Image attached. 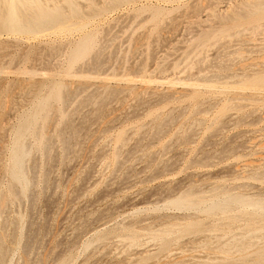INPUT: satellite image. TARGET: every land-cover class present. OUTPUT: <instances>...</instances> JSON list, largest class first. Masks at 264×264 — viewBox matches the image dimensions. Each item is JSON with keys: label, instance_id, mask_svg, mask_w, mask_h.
<instances>
[{"label": "rangeland", "instance_id": "374dc122", "mask_svg": "<svg viewBox=\"0 0 264 264\" xmlns=\"http://www.w3.org/2000/svg\"><path fill=\"white\" fill-rule=\"evenodd\" d=\"M57 1L67 6L44 3ZM254 1L264 7L107 0V10L91 13L106 0H75L81 15L38 36L0 34L10 44L0 42V233L7 228L8 245L13 238L10 256L30 264H242L264 250V214L252 207L209 213L174 204L190 190L205 202L227 193L264 203V85H253L264 77V8L234 14ZM88 35L90 49L73 62L71 49ZM24 123L25 190L10 156ZM194 221L202 230H186ZM165 225L172 231L162 233ZM236 240L248 242L244 256L222 250Z\"/></svg>", "mask_w": 264, "mask_h": 264}, {"label": "bare ground", "instance_id": "6f19581e", "mask_svg": "<svg viewBox=\"0 0 264 264\" xmlns=\"http://www.w3.org/2000/svg\"><path fill=\"white\" fill-rule=\"evenodd\" d=\"M45 1V0H44ZM43 0H0V34L2 33H13V34H20V35H36L38 36L39 34L42 33V31H45L46 29L48 30V28H50L51 26H54L56 24H58L59 20L62 19L63 16L67 17V18H71L73 17L74 15H77V14H80L81 13V9L76 5V2L75 0H64L66 5H59V3L61 4V2H58L56 5H52L54 3H52L50 6L49 4H46L44 3ZM53 1V0H52ZM50 0V2H52ZM56 1V0H54ZM78 1V0H77ZM113 1H120V0H113ZM126 1V0H125ZM255 2V1H254ZM98 3V2H97ZM245 3H248V2H245ZM89 5V4H88ZM87 5V6H88ZM91 7V6H90ZM109 7V4H107V0H106V5L102 6L101 8H95V7H91L90 8V12L93 13V12H99V11H105L107 10ZM83 8V7H82ZM264 7L262 5H260V2L257 3H248V5H246L244 7V9L242 11H239V12H236L235 13V10H234V14L240 16V15H243V14H247V16L252 15L257 9H263ZM84 9V8H83ZM237 10V9H236ZM257 10V11H258ZM86 11V10H85ZM84 11V12H85ZM198 11V9H197ZM238 11V10H237ZM159 13V12H158ZM256 13V12H255ZM262 13V12H261ZM86 14V13H85ZM81 15V14H80ZM233 15V14H232ZM261 15V14H260ZM234 17H236L235 15H233ZM242 17V16H240ZM246 17V16H245ZM77 18V17H76ZM238 18V17H236ZM261 18H264L263 16ZM75 23V22H74ZM86 24V23H85ZM71 25H73L71 23ZM67 26V25H66ZM257 27V25H255ZM254 26V27H255ZM61 28H64L63 26H60ZM53 29V27H51ZM258 28V27H257ZM254 29V28H253ZM46 30V31H47ZM62 30V29H61ZM44 33V32H43ZM89 34V33H88ZM4 35V34H2ZM7 35V34H6ZM10 35V34H9ZM91 35V34H90ZM13 36V35H12ZM17 36V35H16ZM19 36V35H18ZM2 37V36H1ZM21 37V36H20ZM25 37V36H24ZM30 37V36H29ZM9 38V37H7ZM40 38V37H39ZM82 38V37H81ZM2 39V38H1ZM10 39V38H9ZM31 39V38H29ZM41 39V38H40ZM95 39V37H94ZM1 41H5V42H2L4 44L7 45L8 41L9 40H0ZM12 41V40H11ZM91 42L92 39L91 37L88 35V36H85L83 37L78 43L76 42V44H74L76 47L75 49H71L73 52V56H72V61L73 62H76L78 60H80L81 58H84L85 54L87 53V51L90 49L91 47ZM4 44H1L0 43V48H2V46L4 47ZM15 45V44H13ZM73 45V46H74ZM7 46H10L7 45ZM42 46V45H41ZM25 46H23L22 48H24ZM36 50V48H35ZM21 51H23L21 49ZM11 52V51H10ZM52 52V51H51ZM4 57L5 55H7V51L4 52ZM47 53H49L47 51ZM93 53V52H92ZM3 54V52H2ZM10 54V53H9ZM8 54V55H9ZM23 54L22 52L19 53V57L20 55ZM40 54V53H38ZM72 54V53H71ZM0 55H1V52H0ZM7 55V56H8ZM11 55V54H10ZM54 55V54H53ZM2 56V55H1ZM19 57H17L16 60V63L18 64L17 60L19 59ZM10 58V57H9ZM21 58V57H20ZM35 58V57H33ZM54 58V57H53ZM7 59V58H6ZM71 60V58H68ZM1 60V59H0ZM4 60V59H2ZM22 60V58H21ZM34 60V59H32ZM36 60V59H35ZM44 60V59H43ZM70 60H68V62L70 63ZM19 61V60H18ZM4 63V62H3ZM15 63V62H14ZM34 63L36 64V62L34 61ZM33 63V65H34ZM50 63V62H49ZM45 64V62H44ZM48 64V63H47ZM58 64V63H57ZM49 65V64H48ZM14 66V65H13ZM16 66V65H15ZM14 66V67H15ZM36 67V66H35ZM13 68V67H11ZM1 71V70H0ZM48 73V72H46ZM6 74V73H5ZM34 74V73H33ZM45 74V73H44ZM68 74V73H67ZM33 76V75H32ZM36 76V75H34ZM238 76V75H237ZM242 76V75H241ZM2 77V76H1ZM29 77V76H28ZM21 78V76H20ZM19 78V79H20ZM39 78V77H38ZM37 78V79H38ZM32 81V80H31ZM22 82V81H21ZM32 83V82H30ZM248 83V82H247ZM251 83V82H250ZM253 85H256L257 87L256 88H262L263 85H264V77H260L257 79V76H256V80L253 81ZM130 84V83H129ZM252 84V83H251ZM198 85V84H197ZM208 85V84H207ZM223 85H226V84H223ZM222 85V86H223ZM117 86V85H116ZM244 86H246L244 84ZM260 86V87H258ZM25 87V86H24ZM124 87V85H123ZM127 87V86H126ZM194 87V86H193ZM196 87V86H195ZM247 88H252V87H248L246 86ZM245 87V88H246ZM35 88V87H34ZM125 88V87H124ZM255 89V86L254 88ZM264 89V88H263ZM31 90H34V89H31ZM44 90V88L42 89ZM63 91V90H62ZM115 91V90H114ZM113 91V92H114ZM121 91V90H120ZM45 96V94H44ZM106 96V95H105ZM38 97H40L38 95ZM37 97V98H38ZM55 97V96H54ZM42 98V97H41ZM243 98V97H242ZM36 100V99H35ZM48 100V99H47ZM46 100V101H47ZM34 101V100H33ZM39 101V100H38ZM36 102V101H35ZM199 102V101H198ZM42 103V102H41ZM45 104L49 103L47 101L46 102H43ZM55 103V102H54ZM200 103V102H199ZM38 104V103H37ZM36 104V105H37ZM30 105V104H29ZM32 105V104H31ZM34 105V107L36 106ZM49 105V104H48ZM54 105V104H53ZM46 106V105H45ZM47 108V106H46ZM52 108V107H51ZM44 109V107H43ZM198 109V106L197 108ZM35 111V109H34ZM32 112V111H31ZM54 112V111H53ZM170 112V111H169ZM38 113V112H37ZM37 113L35 112V114L37 115ZM44 113V111H43ZM25 114V113H24ZM29 115L31 114L30 112L28 113ZM170 114V113H169ZM168 114V115H169ZM27 115V116H29ZM35 115V116H36ZM23 116V114H22ZM43 116V115H42ZM227 116V115H225ZM25 117V116H23ZM32 117V116H31ZM30 117V118H31ZM157 117V115H156ZM21 118V117H20ZM168 118V117H167ZM23 121L25 118H22ZM28 119V118H26ZM25 119V120H26ZM156 119V118H155ZM28 120H31V119H28ZM36 120V119H35ZM214 120V119H213ZM222 120V119H221ZM220 120V122H221ZM49 121V120H47ZM153 121V120H152ZM165 121V120H163ZM162 121V122H163ZM29 122V121H27ZM32 121H30L29 123H31ZM151 122V121H150ZM168 122V121H167ZM29 123H24L25 125L28 124L26 127L25 125L23 124V128L22 129H18L19 131L15 132L16 134H18L17 136V139L15 137V143H14V150H13V155L10 154V156H13V168H12V177H14L17 181L20 182L23 190H25L29 180L27 178V176L25 175L24 173V167L23 166V162H24V158L25 156L28 154V148L26 147V144L24 143V136L26 133H28V131L31 130V126ZM42 123V122H41ZM49 123V122H48ZM148 123V122H147ZM146 123V124H147ZM22 124V123H21ZM38 124V127H39V123ZM145 124V125H146ZM168 124V123H167ZM165 124V125H167ZM162 125V124H161ZM223 126V124H221ZM21 126V125H20ZM142 127V126H141ZM162 127V126H161ZM160 127V128H161ZM20 128V127H19ZM159 128V130H161ZM142 129V128H141ZM158 130V131H159ZM34 132V131H33ZM155 132V131H154ZM36 133V132H34ZM37 134V133H36ZM70 134V133H69ZM16 136V135H15ZM37 136V135H36ZM64 136V135H63ZM28 137V136H26ZM128 138V137H127ZM185 138V137H184ZM38 139V138H37ZM123 140V139H122ZM126 140V139H124ZM1 141V140H0ZM140 141V140H139ZM29 144V143H28ZM43 144H46V143H43ZM0 146H1V143H0ZM120 146V145H118ZM46 148V147H45ZM118 148V147H117ZM10 149V148H9ZM10 153V152H9ZM118 153V152H116ZM119 155V153H118ZM117 155V157H118ZM204 157V156H203ZM206 157V156H205ZM208 157V156H207ZM9 159V157H8ZM207 163H205L206 165ZM1 165V164H0ZM11 168V167H10ZM236 169V168H235ZM7 170V169H6ZM10 176V175H9ZM12 184V183H11ZM237 184V183H236ZM235 184V185H236ZM15 185V183H14ZM30 185V184H29ZM238 185V184H237ZM241 185V184H240ZM249 185V184H247ZM12 186V185H11ZM250 186H253L250 184ZM235 187V186H234ZM233 187V188H234ZM226 187H224L223 190H225ZM198 189V188H197ZM231 189V188H230ZM222 190V189H221ZM18 191V190H17ZM30 191V190H29ZM17 193V192H16ZM5 194V193H4ZM255 194V193H254ZM260 194V193H258ZM18 195V194H17ZM20 196V194H19ZM18 197V196H17ZM204 197L203 195H197V194H194V191L192 192L191 190L190 191H187L185 193H183L182 195H180L178 198L175 199L174 201V204L175 206L177 207H183V208H186V207H194L198 210H204L206 212H209V213H216V212H223V213H227L231 208L232 206L234 205H238V206H241L242 209H247L248 210V207H252L253 211L255 212H261L262 214H264V203L261 201V200H258V199H251V198H247V197H243V196H238V195H232V194H227V193H224L223 195H215L211 200L205 202L204 200ZM21 198V197H20ZM10 199V198H9ZM7 202V198H5L4 196L1 195L0 197V213L3 211L4 209V206ZM173 204V203H172ZM4 213V212H3ZM257 213V214H259ZM167 216V215H166ZM165 216V217H166ZM179 216V215H178ZM187 216V215H185ZM189 216V215H188ZM235 216V215H234ZM234 216H229L228 217V223L232 224L234 222V219L235 217ZM171 217V216H169ZM195 217V216H194ZM100 218V217H99ZM167 218V217H166ZM172 218V217H171ZM145 219V218H144ZM143 219V220H144ZM142 220V219H141ZM140 220V221H141ZM139 221V220H138ZM161 221V220H159ZM165 222V221H164ZM195 223L192 222V224L188 227H186V230H190V231H199V230H202V224L200 222H196L194 221ZM156 223V222H155ZM227 224V223H225ZM17 225V224H16ZM18 226V225H17ZM16 226V227H17ZM133 226V225H131ZM154 226V225H153ZM152 226V227H153ZM166 226V225H165ZM173 225H171L172 227ZM214 227H218V224H215ZM5 228V229H4ZM2 228L1 230V233H0V264H30L29 260L28 259H23L22 261H17L14 259L13 256H10V249H12V247L14 245H11L12 242V239L11 240V246L8 245V231L6 230L7 228L4 227ZM141 228V227H139ZM145 228V227H144ZM142 228V229H144ZM150 228V227H149ZM16 230V229H15ZM247 230L249 231V233H253L254 231L257 230V227L250 224L248 227H247ZM262 230H264V226L262 227ZM160 231V230H159ZM168 231H172L170 227L166 226L163 230H162V233L163 232H168ZM161 232V231H160ZM257 233V232H256ZM15 235V234H14ZM109 235V232H102L98 235V239H104L106 238L107 236ZM127 235V234H126ZM237 235V234H235ZM264 235V234H263ZM19 236V235H18ZM130 240L132 242H136L137 241V238H138V235L137 233L135 232H131L128 234ZM12 237V236H11ZM232 237V236H231ZM251 237H253L251 235ZM19 238V237H18ZM249 238V237H248ZM108 239V238H107ZM19 240V239H17ZM201 240V239H199ZM102 241V240H101ZM196 241V240H195ZM198 241V240H197ZM204 241V240H203ZM206 241V240H205ZM166 242V241H165ZM20 243V241H19ZM185 244V243H184ZM222 245V243H221ZM247 246H248V242L246 240H236L235 241V244L233 246L229 244H226L225 246L222 247V250L224 252H226L227 254H230L231 252H233V247L236 248V250H240L243 252V256L245 255V252H246V249H247ZM10 247V248H9ZM215 248V247H214ZM212 248V249H214ZM260 248V247H259ZM172 249H175V248H172ZM176 250V249H175ZM210 250V249H209ZM233 250V251H232ZM222 251V252H223ZM239 251V252H240ZM214 252V251H213ZM56 253H59V252H56ZM55 253V254H56ZM64 253V252H63ZM142 253V252H141ZM254 253H256V255L254 256V258H252V260L249 262V263H246V262H243L242 264H264V250L263 249H260L258 250L257 252L255 251ZM248 254V253H247ZM253 254V253H252ZM12 255V254H11ZM27 255V254H26ZM58 256H60L59 254H57ZM62 255V254H61ZM43 256V255H42ZM54 256V255H53ZM56 256V255H55ZM228 256V255H227ZM45 257V256H44ZM57 257V256H56ZM242 257V256H241ZM253 257V256H252ZM27 258V256H26ZM55 258V257H54ZM59 258V257H58ZM180 258V257H179ZM217 258V257H216ZM243 258V257H242ZM167 259V258H166ZM208 259V258H206ZM244 260L242 261H249L247 260L246 258H243ZM57 260V259H56ZM165 261V260H164ZM240 261V260H239ZM45 260H41L39 261V263L37 264H44ZM187 262V261H185ZM238 262V261H237ZM68 263V260L67 259H64L62 261H60L58 264H67ZM161 263V262H160ZM182 263V262H180ZM179 263V264H180ZM32 264V263H31ZM53 264V263H52ZM178 264V263H176Z\"/></svg>", "mask_w": 264, "mask_h": 264}]
</instances>
